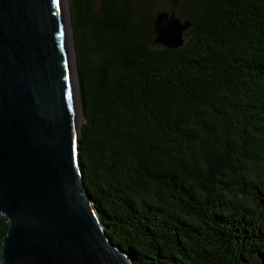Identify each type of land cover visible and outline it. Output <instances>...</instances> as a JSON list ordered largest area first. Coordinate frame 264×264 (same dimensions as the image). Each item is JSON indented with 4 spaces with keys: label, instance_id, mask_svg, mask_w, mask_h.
<instances>
[{
    "label": "trees",
    "instance_id": "obj_1",
    "mask_svg": "<svg viewBox=\"0 0 264 264\" xmlns=\"http://www.w3.org/2000/svg\"><path fill=\"white\" fill-rule=\"evenodd\" d=\"M75 4L78 164L112 241L135 264H264V0ZM173 10L179 49L155 42Z\"/></svg>",
    "mask_w": 264,
    "mask_h": 264
},
{
    "label": "water",
    "instance_id": "obj_2",
    "mask_svg": "<svg viewBox=\"0 0 264 264\" xmlns=\"http://www.w3.org/2000/svg\"><path fill=\"white\" fill-rule=\"evenodd\" d=\"M191 26L160 12L155 42L179 49ZM86 119L75 0H0V264H135L81 173Z\"/></svg>",
    "mask_w": 264,
    "mask_h": 264
},
{
    "label": "rangeland",
    "instance_id": "obj_3",
    "mask_svg": "<svg viewBox=\"0 0 264 264\" xmlns=\"http://www.w3.org/2000/svg\"><path fill=\"white\" fill-rule=\"evenodd\" d=\"M93 3H94V5L95 6H97L98 5V3H99V0H93ZM168 4V6H170L171 4H169V3H167ZM80 117V116H79ZM81 118V122L83 121V117H80Z\"/></svg>",
    "mask_w": 264,
    "mask_h": 264
},
{
    "label": "bare ground",
    "instance_id": "obj_4",
    "mask_svg": "<svg viewBox=\"0 0 264 264\" xmlns=\"http://www.w3.org/2000/svg\"><path fill=\"white\" fill-rule=\"evenodd\" d=\"M79 116H80V115L78 114V120H77L78 124L81 123V118H80Z\"/></svg>",
    "mask_w": 264,
    "mask_h": 264
},
{
    "label": "snow or ice",
    "instance_id": "obj_5",
    "mask_svg": "<svg viewBox=\"0 0 264 264\" xmlns=\"http://www.w3.org/2000/svg\"><path fill=\"white\" fill-rule=\"evenodd\" d=\"M57 5L59 4V0H56Z\"/></svg>",
    "mask_w": 264,
    "mask_h": 264
}]
</instances>
